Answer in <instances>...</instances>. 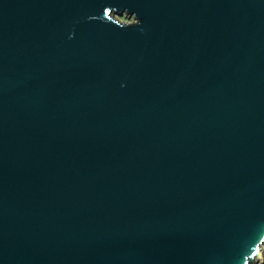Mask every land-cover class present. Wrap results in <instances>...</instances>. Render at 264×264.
<instances>
[{
  "label": "water",
  "instance_id": "95a60500",
  "mask_svg": "<svg viewBox=\"0 0 264 264\" xmlns=\"http://www.w3.org/2000/svg\"><path fill=\"white\" fill-rule=\"evenodd\" d=\"M0 264H264V0H0Z\"/></svg>",
  "mask_w": 264,
  "mask_h": 264
},
{
  "label": "rangeland",
  "instance_id": "374dc122",
  "mask_svg": "<svg viewBox=\"0 0 264 264\" xmlns=\"http://www.w3.org/2000/svg\"><path fill=\"white\" fill-rule=\"evenodd\" d=\"M118 20L125 22V23L134 22L133 20H129L127 17H119Z\"/></svg>",
  "mask_w": 264,
  "mask_h": 264
}]
</instances>
